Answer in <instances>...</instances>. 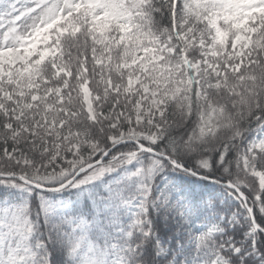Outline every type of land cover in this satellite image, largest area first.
<instances>
[{
  "label": "snow or ice",
  "instance_id": "1",
  "mask_svg": "<svg viewBox=\"0 0 264 264\" xmlns=\"http://www.w3.org/2000/svg\"><path fill=\"white\" fill-rule=\"evenodd\" d=\"M0 264H264V0H0Z\"/></svg>",
  "mask_w": 264,
  "mask_h": 264
}]
</instances>
